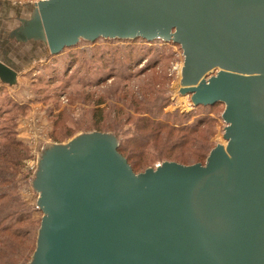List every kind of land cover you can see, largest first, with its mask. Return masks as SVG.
Masks as SVG:
<instances>
[{"label":"water","instance_id":"obj_1","mask_svg":"<svg viewBox=\"0 0 264 264\" xmlns=\"http://www.w3.org/2000/svg\"><path fill=\"white\" fill-rule=\"evenodd\" d=\"M13 34L47 54L82 38L173 40L178 90L223 103L228 139L205 163L142 172L113 132L44 143L29 176L43 214L28 264H264V0H39ZM19 72L0 57L1 81Z\"/></svg>","mask_w":264,"mask_h":264},{"label":"rangeland","instance_id":"obj_2","mask_svg":"<svg viewBox=\"0 0 264 264\" xmlns=\"http://www.w3.org/2000/svg\"><path fill=\"white\" fill-rule=\"evenodd\" d=\"M13 1L33 3L39 0ZM128 39L102 37L90 40L91 43L80 39L72 45L74 47L64 48L57 54H46L34 68L21 70L18 83L11 85L0 80V125L11 128L16 139L28 148V155L21 159L14 176L16 191L26 204L35 208L33 217L36 220L42 219L43 214L36 204L40 192L33 189L29 176L36 168L37 155L43 144L49 141L66 143L81 131L115 134V130L121 129L120 135H116L118 140L132 135L133 120L140 115V110L133 104L135 101L131 103L132 97L148 103L158 92V104L162 101L164 106L160 119L167 115L191 116L189 120H177L179 124L190 123L199 115L213 116L216 132L210 141L227 145L228 139L223 136L226 122L222 118L225 105L218 104L214 108L196 105L191 100V93L178 90V81L182 77L180 69L185 60L181 45L160 38L149 41L137 37ZM24 48H18V51H24ZM123 84L129 85V98L125 95L121 99L119 91L113 94L116 86ZM136 86L140 87L139 92L147 91H142L143 99L134 92ZM103 96L107 97L106 101L97 104ZM183 96L187 97L186 104L181 102ZM131 117H134L132 121ZM169 118L175 120L172 116ZM164 161H156L155 166L152 163L147 168H155Z\"/></svg>","mask_w":264,"mask_h":264},{"label":"trees","instance_id":"obj_3","mask_svg":"<svg viewBox=\"0 0 264 264\" xmlns=\"http://www.w3.org/2000/svg\"><path fill=\"white\" fill-rule=\"evenodd\" d=\"M137 38L149 41L143 37ZM106 39L129 40L119 37ZM80 41L91 43L90 40L83 38ZM72 47L74 46H68L65 49ZM128 87L129 85L124 84L121 87L116 86L113 94L121 92L122 95L119 97L122 99L125 95L128 96ZM139 89L140 87L136 86L134 92H138V98L143 99V92L147 91L139 92ZM157 94L148 103L140 102L134 97L130 98L131 103L135 101L133 104L140 110L138 111L140 115L135 119L131 117V121L134 119V132L128 137H119L118 151L127 159L135 172L144 170L152 163L155 166L156 161L170 160L182 164L203 163L216 145L210 141L216 132L215 118L208 114L199 115L186 124H179L176 121L189 120L190 115H167L160 119L159 115L164 106L162 101L158 104L160 98ZM181 98V102L186 104L187 97ZM106 99L107 97L103 96L97 104L104 103ZM218 104L223 103L216 102L204 106L214 108ZM144 105L146 107L142 108ZM170 116L175 120H170ZM98 122L101 121L98 120ZM120 130H115V135H120ZM27 155V146L16 139L11 128L0 125V264H28L36 248L41 219L36 220L33 217L35 208L26 204L16 191L17 182L14 179L21 159Z\"/></svg>","mask_w":264,"mask_h":264},{"label":"crops","instance_id":"obj_4","mask_svg":"<svg viewBox=\"0 0 264 264\" xmlns=\"http://www.w3.org/2000/svg\"><path fill=\"white\" fill-rule=\"evenodd\" d=\"M36 2L23 1L19 3L13 0H0V57L11 59L20 71L34 68L38 61L46 58L45 55L47 54V48L44 45L41 47L37 43L21 40H17L18 45H16L13 38L14 30L22 25L21 22L24 19L31 16L30 13L32 14L33 5ZM26 13L29 14L26 15ZM23 47H25L24 51H18V48ZM19 74L17 83L19 82Z\"/></svg>","mask_w":264,"mask_h":264},{"label":"flooded vegetation","instance_id":"obj_5","mask_svg":"<svg viewBox=\"0 0 264 264\" xmlns=\"http://www.w3.org/2000/svg\"><path fill=\"white\" fill-rule=\"evenodd\" d=\"M22 23V22H21ZM13 38H14V42H17V40H19L18 38V36L16 35V36H13Z\"/></svg>","mask_w":264,"mask_h":264}]
</instances>
